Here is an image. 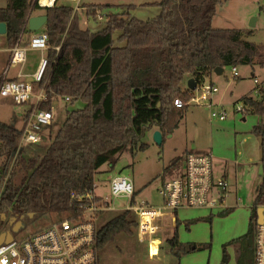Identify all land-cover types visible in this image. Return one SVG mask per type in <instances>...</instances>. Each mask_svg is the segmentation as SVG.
I'll return each mask as SVG.
<instances>
[{
  "label": "trees",
  "instance_id": "16d2710c",
  "mask_svg": "<svg viewBox=\"0 0 264 264\" xmlns=\"http://www.w3.org/2000/svg\"><path fill=\"white\" fill-rule=\"evenodd\" d=\"M221 1L161 0L156 4L162 11L152 19L117 12L100 31L93 32L79 26L77 9L68 1L42 8L34 0H7V6L0 7V22L6 23L9 50L0 54V72L9 64L11 47L27 45L30 36H25L35 32L26 26L30 16L45 10L48 17L43 32L49 35L46 56L50 69L45 77L48 98L41 106L48 110L55 99L66 100L67 96L70 103L82 101L85 105L67 112L44 154H33L32 147L20 145L24 124L17 127L0 121V214L23 222L31 213L36 218L51 212H80L79 196L92 190L103 164L112 167L123 153L134 155L144 149L142 140L151 129L161 130L164 138L174 132L189 108L174 104L177 97L188 100L190 90L182 85L188 77L199 79L202 73H215L217 67L263 66L264 45L246 38L252 31L214 26ZM99 6L102 4L90 3L87 8L96 14ZM123 7L132 9L135 4ZM117 31V40L124 44H117ZM57 45H61L58 53ZM253 91L258 93L244 95L239 102L246 105L244 114L261 118L251 134L261 140L264 150V84ZM29 112L24 115L27 119ZM192 150L174 158L165 174L183 168L186 154ZM255 198L246 235L223 245L220 264L231 263L228 248L234 243L238 247L236 264H255L257 210L264 205V185ZM176 218L174 235L168 241L172 254L181 257L201 246L184 243L177 232L181 222L190 225L195 218ZM136 222L132 210L107 219L98 229V259L99 251L117 234L135 237ZM180 248H184L182 254Z\"/></svg>",
  "mask_w": 264,
  "mask_h": 264
},
{
  "label": "rangeland",
  "instance_id": "374dc122",
  "mask_svg": "<svg viewBox=\"0 0 264 264\" xmlns=\"http://www.w3.org/2000/svg\"><path fill=\"white\" fill-rule=\"evenodd\" d=\"M37 1V0H34ZM69 4L76 8L75 3L70 0ZM141 0H83L82 4L78 5L77 16L79 26L84 29H90L93 32H98L105 26L106 20L111 14L124 11H130L132 16H137L142 19H152L161 12V8L152 6H140L134 9H126L122 3L133 4ZM7 0H0V7L7 6ZM89 3L99 6L94 13L93 8H87ZM138 4V3H137ZM217 7L214 22L217 28H241L252 31L246 35L247 39L264 45V0H222ZM81 6V8H79ZM35 14H45L46 11H36ZM105 15L104 19L100 15ZM255 18L256 24L254 27L250 25L251 19ZM120 31L114 35L117 44L124 42L117 40ZM9 49L7 35L0 33V54L7 52ZM264 53V52H263ZM30 56H39L40 53L30 51ZM10 60V58H9ZM9 65V64H8ZM260 66V65H258ZM258 66L255 72L258 71ZM8 67V66H7ZM6 67V68H7ZM18 68V67H17ZM16 66L13 65L11 73L14 72ZM241 77L235 78L232 71V66H226L224 72L220 75L210 74L215 85L219 88V92L214 99L219 104H223L230 111V118L241 117V114H236L233 101L242 97L243 93H248L254 87V81L251 77V66L243 65L238 67ZM4 71L0 72L3 73ZM185 81L182 85H184ZM57 104H53L52 113L54 115L53 123L44 128L43 133L49 136L48 140L39 143L26 144L32 147L33 154H44L46 147L51 141V135L54 136L58 129L63 125L67 118V112L72 108L84 107L85 102L78 101L75 104L63 99L57 100ZM237 105V104H236ZM31 110L29 104H18L11 100L0 97V121L15 124L17 127H22L24 114ZM238 115V116H236ZM248 117L246 122L251 120ZM28 119L25 117V122ZM214 119L210 118L209 108L203 105L191 104L185 116L180 120L179 125L173 129L175 133L173 137L163 138L161 144L157 143L152 134V129L148 131L142 142L146 143L144 149H139L134 155L125 152L121 155L114 166L105 163L96 175V182L100 185L115 175H124L131 178L136 184V200L140 199L151 202V204H162L159 191L163 187L165 163L172 158L176 151L181 150L186 145H208L210 142V133L213 130ZM195 147V146H193ZM185 148V147H184ZM181 151H179L180 153ZM242 164L237 162L227 161L226 167L220 164V159L215 158L216 172L219 173L225 170L227 181L230 185L226 197V205L230 207L227 214H221L224 209H214L212 218H200L205 213L204 210L181 211L182 217L189 219L195 218L193 223L187 225L181 222L178 225V236L184 243L200 245L201 248L194 252L182 254L184 248L177 249L181 257L172 254V246L168 239L173 237L175 227L173 224H164L163 228L158 233L157 237L163 238L160 242L158 256L152 257L149 255V241H139L132 235H127L124 232L116 235L115 240L99 251L98 264H220L223 257V245L235 238L246 235L248 222L250 219V210L255 202V197L259 189L264 185V161H259L258 155L252 160L239 159ZM239 167H242L239 170ZM99 187V186H98ZM99 189V193L106 191L107 186ZM122 201H118L121 205ZM235 206V207H231ZM259 207H264L261 205ZM227 210V209H226ZM118 211L105 212V216L98 220V227L105 224L107 219L118 214ZM67 211L51 212L40 217H30L24 219V224L19 231L14 233L16 236H23L33 232L36 229L42 228L51 221L61 219L67 216ZM1 215V214H0ZM211 219V220H210ZM0 220H2L0 218ZM9 216L5 221H1L0 233L9 223ZM163 230V231H162ZM237 243L231 244L228 248L232 255L230 264H236L237 258ZM176 250V249H175ZM176 250V251H177ZM235 261V263H234Z\"/></svg>",
  "mask_w": 264,
  "mask_h": 264
},
{
  "label": "built area",
  "instance_id": "2783aa9c",
  "mask_svg": "<svg viewBox=\"0 0 264 264\" xmlns=\"http://www.w3.org/2000/svg\"><path fill=\"white\" fill-rule=\"evenodd\" d=\"M59 0H46L40 7H52ZM76 8L81 0H70ZM33 13L32 15H34ZM31 15V16H32ZM30 16V17H31ZM101 19L105 15H100ZM29 20V19H28ZM28 27V22L27 25ZM49 35L42 32L32 38L27 45L15 44L11 47V56L8 67L0 74V97L7 98L18 104H31L28 120L23 127V136L20 145L43 141V130L52 124L54 115L52 108H42L41 104L47 100L45 92V77L50 69L48 57L42 55L36 70L27 78L10 79L7 77L10 68L21 66L19 75L22 76L23 66L27 61V52L30 48L48 50ZM56 53L61 45L54 47ZM264 71V64L262 66ZM234 77L239 76L237 66H232ZM195 89H190L187 101L180 97L174 99L177 107L203 105L209 108L210 116L214 119L226 120L231 111L215 103V95L219 88L215 85L209 72L202 73ZM256 87L264 84V76L253 77ZM35 83L41 84L38 88ZM257 92V91H255ZM258 93V92H257ZM71 98L66 97L69 101ZM236 114H244L245 103L234 105ZM183 168L178 169L174 176L163 180V187L159 191L162 204L140 199L136 200V188L132 179L124 175H115L105 180L106 191L100 192L103 187L95 182L92 190L79 196L81 210L78 213L68 212L67 216L51 221L48 225L36 229L23 236H13L12 242L0 244V264H98L96 253L98 245V219L105 212L132 210L136 214L137 222L134 225V235L141 242L149 241V255L158 256L163 217L174 214L176 211L201 209L213 212L214 209H224V193L228 182L223 178L215 177L213 153H204L196 150L186 154ZM99 186V187H98ZM118 201H122L118 205ZM255 264H264V222L258 223L256 229ZM157 243V253H152V246Z\"/></svg>",
  "mask_w": 264,
  "mask_h": 264
},
{
  "label": "crops",
  "instance_id": "0c3cea01",
  "mask_svg": "<svg viewBox=\"0 0 264 264\" xmlns=\"http://www.w3.org/2000/svg\"><path fill=\"white\" fill-rule=\"evenodd\" d=\"M159 1H161V0H141V1L137 2L138 4L134 3L135 4L134 9L138 8L139 7L138 5H140V6L156 5V6L160 7L161 11H162V7L159 6L158 4H156V2H159ZM82 3H85V2H83V0H81L80 4H82ZM128 4L129 3L127 2V3H122L121 5H128ZM79 8H81V6H79ZM77 9H78V7H77ZM38 14H41V13H38ZM214 18H213V24L215 26L216 24L214 22ZM43 29H44V27L39 31H35L34 33L26 35L25 38H28L30 36V39H29V41H30L32 38H34L38 34L42 33L44 31ZM30 51L39 52L40 55L36 56V57H35V55L30 56V54H29ZM46 53H47V50H45V49L30 48L27 52L26 64L23 66V69H22L23 75L22 76L19 75V72L21 70V66H16V69L12 73H11L12 67L10 68V71L8 72L7 77L10 79H12V78H15V79L28 78L29 75L36 70L40 57L42 55L46 56ZM256 67L254 69L251 67V73H250L251 77L253 78L255 75H258L260 78L263 77L264 71H263L262 66L261 65L258 66L259 69H258L257 73L255 72ZM190 77H188L186 79V81L183 85V88L186 90H188L187 84H188V79ZM239 77H241V74L239 76H237V78H239ZM255 86L256 85L254 83V87L251 89V91L248 93H243L242 97L233 101V105L239 104L240 103L239 100L242 99L244 95L255 96L257 94V92L253 91ZM57 103H58V101H55V104H57ZM215 103L217 105H221L216 101H215ZM31 104H29V105L31 106ZM221 106H224V105L222 104ZM25 114H26V112H25ZM236 116H238V115H236ZM251 116H252L251 120L249 122H246L248 117H251ZM210 118H211V116H210ZM212 119H214V118H212ZM24 121H25V116H24ZM24 121H23V124H24ZM260 121H261V118L258 117L257 115H254V114H241V117H233V118H230V116H229L226 120L214 119L213 126H212L213 130L210 133V142L208 145L197 144V145H192V146H190V145L184 146L185 148L183 147V148H181V150H179V151H181L180 153H179V151H176L172 158L167 159L170 161L169 162L167 161L165 163V167L168 166V164L172 160H174V158H176L178 156H182L187 150L193 149V150H196L199 152H204V153L212 152L213 153V164H214L215 177L216 178L223 177L227 181V175H226L225 170L222 169V171L219 173V175L217 174L216 164L214 162L215 158H217V160L220 159V161H221L220 164L223 167H226L227 161H230V162L234 161V162H237L238 164H242L241 161H239V159L252 160L255 158V155H256V157L258 155L259 161H262V159L260 158L261 145L259 144V140L253 134H251V130L253 129V126L256 125L257 123H259ZM156 129H158V128H156ZM156 129H152L153 130L152 134H154ZM174 133H175V130L173 133H171L172 134L171 137H173ZM168 135H167V137L171 138ZM48 138H49V136H47L44 133V139L43 140L46 141V140H48ZM193 146H195V147H193ZM241 169H242V167H239V170H241ZM178 172L179 171L176 170L173 173L165 174V171H164V176H165L164 178L174 176ZM227 182H228V186H227L225 193H224V196H223L225 209L229 208L226 205V200H227L226 197H227V192H228V188H229L230 183H229V181H227ZM133 183H134V181H133ZM104 184L105 183H101L102 186H105ZM135 188H136V184H135ZM136 195H137V190H136ZM231 207H235V206H231ZM194 210H201V209H194ZM187 211H191V210H187ZM204 211H205V213H203V216H208L209 214L213 213L212 211L211 212L206 211V210H204ZM180 212L177 211L176 212L177 215H176V213L165 215L162 218L163 219V225L167 224V223L168 224L174 223L173 228L174 227L176 228V224H177L176 216H178L181 220L182 219H188L187 217L180 216L179 215ZM257 216H258V210H257ZM162 228H163V226H162ZM159 239L161 242V241H164L165 237L159 238ZM159 248H160V243H159ZM234 263H235V261H234Z\"/></svg>",
  "mask_w": 264,
  "mask_h": 264
},
{
  "label": "water",
  "instance_id": "95a60500",
  "mask_svg": "<svg viewBox=\"0 0 264 264\" xmlns=\"http://www.w3.org/2000/svg\"><path fill=\"white\" fill-rule=\"evenodd\" d=\"M47 14H34L32 15L29 20H28V27L29 29L33 30V31H39L41 30L44 25L46 24V21H47ZM256 19L255 18H252L251 19V23L250 25L252 27L255 26L256 24ZM0 33L1 34H6L7 33V28H6V23L5 22H0ZM224 71V68L223 67H217L215 69V73L220 75L222 74ZM33 77L30 76L27 78V80H32ZM198 81V78L196 76H191L189 79H188V89H195L196 86H197V82ZM169 137L172 136V134L170 133L168 135ZM163 133L161 130L159 129H156V131L154 132V139L157 143L161 144L163 142ZM259 144L261 145V140H259ZM262 146V145H261ZM260 158L263 159L264 158V150L261 148L260 150ZM258 223H263L264 222V207H259L258 208ZM30 217H33V213L30 214ZM0 218L2 220H6L7 219V214L6 213H3L2 215H0ZM11 223L14 224L13 226V229L12 230H8V231H2L0 233V244L3 243V242H12L13 240V236H14V233H16V231H19L20 228L22 227L23 225V222L21 220H17L16 218H13L11 220Z\"/></svg>",
  "mask_w": 264,
  "mask_h": 264
},
{
  "label": "flooded vegetation",
  "instance_id": "af4514ba",
  "mask_svg": "<svg viewBox=\"0 0 264 264\" xmlns=\"http://www.w3.org/2000/svg\"><path fill=\"white\" fill-rule=\"evenodd\" d=\"M7 218H8V216H7ZM11 220H12V218H9V221H8L9 224L7 226H5V228L2 231H8V230L13 229L14 224L11 223ZM1 221H5V220H0V224H1Z\"/></svg>",
  "mask_w": 264,
  "mask_h": 264
},
{
  "label": "bare ground",
  "instance_id": "6f19581e",
  "mask_svg": "<svg viewBox=\"0 0 264 264\" xmlns=\"http://www.w3.org/2000/svg\"><path fill=\"white\" fill-rule=\"evenodd\" d=\"M42 3H46V0H41ZM152 253H157V243L152 246Z\"/></svg>",
  "mask_w": 264,
  "mask_h": 264
}]
</instances>
